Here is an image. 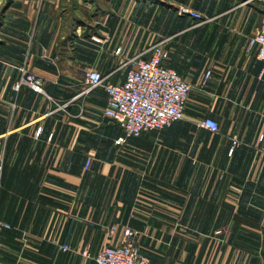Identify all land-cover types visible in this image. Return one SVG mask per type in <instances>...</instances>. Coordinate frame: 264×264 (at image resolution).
<instances>
[{
    "label": "crops",
    "instance_id": "obj_1",
    "mask_svg": "<svg viewBox=\"0 0 264 264\" xmlns=\"http://www.w3.org/2000/svg\"><path fill=\"white\" fill-rule=\"evenodd\" d=\"M263 23L264 0H0V264H96L126 227L152 264H264ZM162 40L184 120L118 146L85 73L123 84Z\"/></svg>",
    "mask_w": 264,
    "mask_h": 264
},
{
    "label": "built area",
    "instance_id": "obj_2",
    "mask_svg": "<svg viewBox=\"0 0 264 264\" xmlns=\"http://www.w3.org/2000/svg\"><path fill=\"white\" fill-rule=\"evenodd\" d=\"M179 14H189L195 20L201 21L203 16L193 10L180 8ZM166 40L155 43L147 52L129 61L133 67L126 75L123 84H113L101 73L89 71L85 73V93L101 87L108 97L105 115L113 120L123 130L115 144L121 146L129 138H137L143 132L170 128L175 123L184 120L185 110L189 101L191 85L174 69L165 65L169 59V51L165 48ZM249 50H256L257 58L264 65V23L257 34L250 39ZM120 52V50H118ZM207 72L205 81L210 77ZM204 81V83H205ZM23 86L37 93H43V78L32 73L27 67L21 68V77L15 84L19 91ZM201 128L217 132L219 124L211 118L199 123ZM41 130H38L40 134ZM37 133V134H38ZM90 160L87 166L90 165ZM2 165L0 162V182ZM12 227L0 220V236L3 231ZM135 232L126 227L123 231L122 243L103 247L95 258L96 264H152L144 256L134 241ZM69 251L67 246L61 247ZM2 243L0 241V254ZM83 256L88 257L87 252Z\"/></svg>",
    "mask_w": 264,
    "mask_h": 264
}]
</instances>
